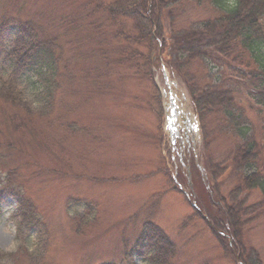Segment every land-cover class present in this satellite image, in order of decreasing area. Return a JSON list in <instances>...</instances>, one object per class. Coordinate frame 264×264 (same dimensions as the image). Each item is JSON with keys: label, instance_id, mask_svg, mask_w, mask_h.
Segmentation results:
<instances>
[{"label": "rangeland", "instance_id": "rangeland-1", "mask_svg": "<svg viewBox=\"0 0 264 264\" xmlns=\"http://www.w3.org/2000/svg\"><path fill=\"white\" fill-rule=\"evenodd\" d=\"M68 6V0H0V17L14 18L5 21L12 29L0 53V92L11 88L19 96V106L26 107L0 98V153L5 156L0 162V191L10 184L31 198L41 231L17 240L13 216L17 202L7 193L0 210V264H146L136 255L135 244L141 230L151 224L175 241V264H236L192 208L209 207L208 187L226 196L242 183L228 159L236 139L217 133L221 116L208 120L194 109L187 74L177 70L178 46L150 60L147 46L126 47L118 37L116 52L110 48L103 55L97 33L69 34L54 26V16ZM178 11L177 7L172 18H163L155 30L174 45L182 43L183 50L189 42L178 31L218 15L208 0H192L176 16ZM26 21L49 25L39 38L56 39L58 63L64 58L79 77L74 88L66 83L50 94L52 77L45 59L13 74L16 59L9 55L16 47L14 31ZM108 35L107 40L114 37ZM121 57H126L121 65L112 62ZM185 71L204 84L202 67ZM83 72L88 76L80 83ZM226 80L238 86L250 120L260 123L244 80L240 76ZM201 114L209 153L204 149L197 155L196 138L185 119H200ZM210 155L213 165L222 164L224 169L217 178L219 190L212 179ZM248 191L240 192H247L249 203L261 200L259 190ZM215 223L216 231L226 236ZM245 232L246 243L259 250L264 264V216Z\"/></svg>", "mask_w": 264, "mask_h": 264}, {"label": "trees", "instance_id": "trees-1", "mask_svg": "<svg viewBox=\"0 0 264 264\" xmlns=\"http://www.w3.org/2000/svg\"><path fill=\"white\" fill-rule=\"evenodd\" d=\"M191 1L68 0L69 6L65 12L54 16L56 22L54 26L67 30L69 34L72 30L80 33H97L101 38L102 44L99 47L103 55L106 50L109 52L110 48L116 52L117 40L116 42L114 40L118 37L125 42L126 47L133 44L147 46L148 54L152 53V57H148L150 60H153L154 56L158 58L160 53L164 56L168 52L167 48L178 46L177 70L187 74L185 82L190 85L189 90L197 107L208 120L212 118L217 121V117L221 116L223 124L218 126L217 133L222 137L223 134L229 133L236 139V147L230 151L228 159L232 160L233 166L235 165V175L242 178V183L236 186L233 193L225 196L219 191L214 195L215 202L210 195L207 196L216 212V216H213L214 213L209 211L213 222L201 211L195 213L208 223L224 255L234 256L236 264H263L259 250L252 243H246L245 230L257 224L264 216V0H208L218 15L192 23L185 31H178L179 35L182 34L183 40L189 42L183 50L180 46L182 43L174 45L172 39L158 35L156 25H160L163 18H172L177 7L178 16L182 6L184 8L186 3ZM12 20L14 18L8 15L0 17V53L12 29L5 21ZM24 23L14 31L17 35L16 47L9 55L16 59L13 62V74L15 71L18 74L26 66L34 68L32 64L36 60L45 59L51 70L52 79L47 87L51 91L50 94L64 88L66 83L67 87L74 88V83L79 77L73 75L64 58L60 64L58 63L60 55L53 49L56 47V39L39 38L38 33H41L43 28L49 29V25H33L29 21ZM170 28L176 30L173 24ZM109 33L114 37L107 40ZM40 40L43 42H39ZM41 46H45L44 51H40ZM156 50L160 52L153 55ZM133 51L145 55L143 51L136 49ZM132 56L133 54L130 55ZM73 57L74 54L72 59ZM125 58L121 57L120 61L112 62L121 65ZM194 65L202 67L204 74L202 85L195 77L191 75L188 77L189 72L185 71ZM86 76L88 75L83 72L80 83ZM231 76H240L244 80L243 83L250 90L248 96L258 108L260 123L250 120L238 86L226 80ZM1 91V99L22 109L26 108L22 104L19 106L17 102L19 96H16L11 88L6 86ZM19 95L22 96L21 93ZM22 103L24 105V102ZM51 112L50 110L48 115H51ZM205 146L209 148L207 141ZM206 153H209V150ZM4 157L0 153V162ZM210 157L212 179L215 180L217 187V178L224 169L222 164L213 165V157L211 159ZM3 188L6 191L3 189L0 191V210L7 201V193L17 202V211L13 214L17 222V240L22 242L31 233L41 235L39 215L32 199L10 184ZM244 189L259 190L262 194L261 200L254 204L249 203L247 192H240ZM216 221L226 230V236L219 233V230L216 231L214 228ZM43 235L48 240L47 231ZM135 247L136 255L138 254L146 264H175L178 246L159 225L151 224L141 230Z\"/></svg>", "mask_w": 264, "mask_h": 264}]
</instances>
